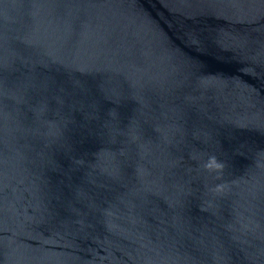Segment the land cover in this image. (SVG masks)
Returning a JSON list of instances; mask_svg holds the SVG:
<instances>
[{"label":"water","instance_id":"1","mask_svg":"<svg viewBox=\"0 0 264 264\" xmlns=\"http://www.w3.org/2000/svg\"><path fill=\"white\" fill-rule=\"evenodd\" d=\"M0 264H264V0H0Z\"/></svg>","mask_w":264,"mask_h":264},{"label":"clouds","instance_id":"2","mask_svg":"<svg viewBox=\"0 0 264 264\" xmlns=\"http://www.w3.org/2000/svg\"><path fill=\"white\" fill-rule=\"evenodd\" d=\"M210 166V165H209ZM219 166V165H218Z\"/></svg>","mask_w":264,"mask_h":264}]
</instances>
